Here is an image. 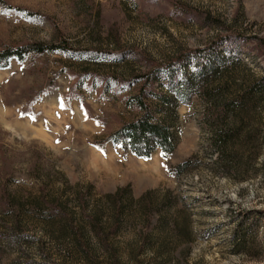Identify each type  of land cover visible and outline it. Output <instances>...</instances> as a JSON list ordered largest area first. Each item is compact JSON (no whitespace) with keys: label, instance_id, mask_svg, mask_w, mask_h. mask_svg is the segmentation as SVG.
Masks as SVG:
<instances>
[{"label":"rangeland","instance_id":"1","mask_svg":"<svg viewBox=\"0 0 264 264\" xmlns=\"http://www.w3.org/2000/svg\"><path fill=\"white\" fill-rule=\"evenodd\" d=\"M260 39L264 0H0V51L37 42L72 51L0 68V264H264ZM209 46L210 60L162 71ZM197 63L228 66L215 79L221 103L262 87L241 115L251 140L228 167L212 139L234 117L206 120V82L186 85ZM147 72L149 89L175 104L176 143L141 157L107 139L143 116L131 97L133 77ZM147 102L154 120L167 117Z\"/></svg>","mask_w":264,"mask_h":264},{"label":"trees","instance_id":"2","mask_svg":"<svg viewBox=\"0 0 264 264\" xmlns=\"http://www.w3.org/2000/svg\"><path fill=\"white\" fill-rule=\"evenodd\" d=\"M24 12L28 16L33 15L30 11L24 10ZM260 45L264 48V39H260ZM54 50L72 52L65 45H47L39 42L14 49L5 48L0 51V68L6 66L12 58L17 61H22L27 53H39ZM216 55V46L194 49L193 51H189L185 56L179 54L174 63L168 62L164 64L165 66L162 71H169L172 67H179L182 69L184 68V64L186 62L201 58L210 60ZM226 59H230L231 63L234 60H237L236 57L233 56ZM224 63H211L209 65H203L202 67L199 63H197L196 66L199 69L187 78L186 85L195 87L198 86L201 81L206 82V86L201 91V95L208 102L206 120L213 123L211 125H214L215 122L220 121L221 118H224L229 114L234 117L231 125H218L216 129H214L215 133L212 139V143L219 153V161H221L225 167H228V164L236 155V148L242 147L243 144H246L251 140L250 132L243 131L242 124L244 116L241 115L247 113L249 108L253 106L251 104L254 103V97L257 95V91H261L262 87L260 84H257L256 86L251 85L243 87L241 91H238V95L221 103L219 99L223 96L224 90L221 89L220 85H215V79L220 75L219 73L223 68L228 67L223 66ZM133 79L141 82V84L138 94L131 97V101L136 104L143 116L138 118L136 121L123 125L118 131L112 133L107 140L112 143H127L129 149L137 156L148 157L156 147L160 149L163 155H166L173 150L176 143V135L172 129V123H168V118L170 119L174 116L175 104L164 95H158L152 89H149L150 87L147 85L154 81L151 72H147L142 75H135ZM262 79L264 80V77ZM177 86L178 88H181V92L184 90L180 83H177ZM150 98H156L160 102L159 104L167 106V117L165 116L158 120L153 119L155 111L152 110V107L147 102ZM249 105L251 106L249 107ZM234 113L235 116L233 115ZM99 146L101 147L103 145ZM187 163L188 162H184L177 165L176 170L180 171L187 165ZM113 196L114 195L112 194L106 195V197L113 200V204H115ZM90 216L89 223L92 229L98 231L100 229L98 228L100 225L98 213H93Z\"/></svg>","mask_w":264,"mask_h":264}]
</instances>
